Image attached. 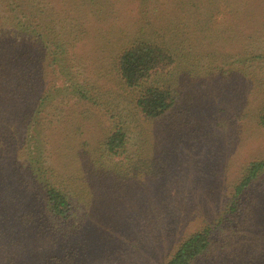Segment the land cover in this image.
Returning a JSON list of instances; mask_svg holds the SVG:
<instances>
[{"label":"rangeland","instance_id":"1","mask_svg":"<svg viewBox=\"0 0 264 264\" xmlns=\"http://www.w3.org/2000/svg\"><path fill=\"white\" fill-rule=\"evenodd\" d=\"M0 30V264H164L264 158V0H0ZM139 41L175 56L161 120L116 71ZM118 117L128 151L100 157ZM35 166L74 200L57 232ZM239 200L200 264H264V174Z\"/></svg>","mask_w":264,"mask_h":264},{"label":"trees","instance_id":"2","mask_svg":"<svg viewBox=\"0 0 264 264\" xmlns=\"http://www.w3.org/2000/svg\"><path fill=\"white\" fill-rule=\"evenodd\" d=\"M26 15L29 18V15ZM174 57L171 48L165 44L139 41L125 48L116 61L118 76L131 92L132 107L149 120H161L174 115L179 108V96L171 83L172 74L167 79L164 76L174 64ZM257 119L258 124L264 126V103L257 110ZM114 125L111 134L101 145L100 157L106 155L110 158H119L128 151L129 129L125 127L121 117L114 121ZM31 168V172L34 173L33 179L44 195L41 206L48 214V225L52 231L57 232L59 224L67 222L72 217L74 200L68 191L47 179V169L40 166ZM263 174L264 158L249 162L244 167L238 182L233 186L234 197L236 196L237 199L231 203L223 220L217 222V227L205 225L185 237L177 244L164 264H200L199 261L204 260L210 252H215L216 232L222 230L223 225L232 224V219L238 212L239 197H242Z\"/></svg>","mask_w":264,"mask_h":264}]
</instances>
